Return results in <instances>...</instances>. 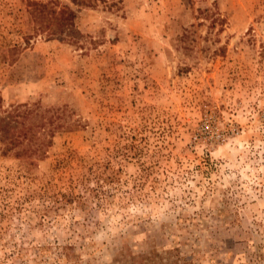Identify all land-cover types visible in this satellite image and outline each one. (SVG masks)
Wrapping results in <instances>:
<instances>
[{
	"label": "rangeland",
	"instance_id": "374dc122",
	"mask_svg": "<svg viewBox=\"0 0 264 264\" xmlns=\"http://www.w3.org/2000/svg\"><path fill=\"white\" fill-rule=\"evenodd\" d=\"M58 1L0 0V264H264V0Z\"/></svg>",
	"mask_w": 264,
	"mask_h": 264
},
{
	"label": "trees",
	"instance_id": "16d2710c",
	"mask_svg": "<svg viewBox=\"0 0 264 264\" xmlns=\"http://www.w3.org/2000/svg\"><path fill=\"white\" fill-rule=\"evenodd\" d=\"M73 1V0H72ZM95 1L98 0H78V2L82 4L92 5ZM27 5L29 6L27 9L28 12V20L30 23H38L39 25L35 28L38 29L39 27L43 28L44 32L49 34H55V33H61L64 31V29L68 28L73 21L74 13L73 11L65 4L61 6L58 5V0H45L44 2L38 1V0H26ZM56 5V9H55ZM36 7H39V13L38 9L36 11ZM38 19L40 21H38ZM92 184L93 186L90 188L91 191H93V197L97 198V194L105 193V189H101L104 185H111V183L116 182L117 180H114L113 171H107V167H104L102 170H96L94 172ZM95 184V185H94ZM84 190L88 188V186H83ZM112 189V187L108 186V191ZM107 191V192H108ZM61 197L68 196L69 202L64 198L65 201H63L64 205L68 203H72L73 205H78L83 207L86 204V198L83 196L77 197V195L72 194V190L67 191L65 193L60 194ZM56 197V196H55ZM60 197V196H59ZM55 198L52 200V202H59L60 198ZM69 249L68 247H65V250L62 252V257H64L66 260H70L71 256H69Z\"/></svg>",
	"mask_w": 264,
	"mask_h": 264
}]
</instances>
